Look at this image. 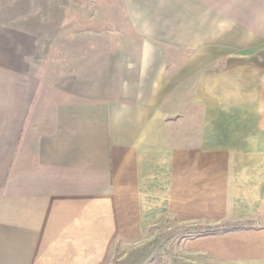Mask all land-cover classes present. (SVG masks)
Here are the masks:
<instances>
[{
  "label": "crops",
  "instance_id": "obj_1",
  "mask_svg": "<svg viewBox=\"0 0 264 264\" xmlns=\"http://www.w3.org/2000/svg\"><path fill=\"white\" fill-rule=\"evenodd\" d=\"M143 4L159 27L59 49L0 1V264H106L168 216L242 224L184 248L264 264V0Z\"/></svg>",
  "mask_w": 264,
  "mask_h": 264
},
{
  "label": "rangeland",
  "instance_id": "obj_2",
  "mask_svg": "<svg viewBox=\"0 0 264 264\" xmlns=\"http://www.w3.org/2000/svg\"><path fill=\"white\" fill-rule=\"evenodd\" d=\"M1 1V0H0ZM4 1V0H3ZM12 10L33 15L44 34L56 33L57 48H64L65 34H87V47L96 43L101 48H110L112 41L92 40L93 35H126L136 31L137 25L149 27L145 23L161 24L163 10L148 9L143 2L162 0H5ZM168 2L169 0H165ZM166 5H169L166 4ZM171 12L168 18L172 23ZM146 19V20H145ZM175 27V24H173ZM128 43L121 41V44ZM253 223V222H252ZM256 223V222H254ZM253 223V224H254ZM205 225L181 224L174 217H164L149 227L138 238H118L106 264H217L208 255L187 252L184 240L197 233L220 232L242 224ZM252 225V224H250Z\"/></svg>",
  "mask_w": 264,
  "mask_h": 264
},
{
  "label": "trees",
  "instance_id": "obj_3",
  "mask_svg": "<svg viewBox=\"0 0 264 264\" xmlns=\"http://www.w3.org/2000/svg\"><path fill=\"white\" fill-rule=\"evenodd\" d=\"M235 224H233L232 226H234Z\"/></svg>",
  "mask_w": 264,
  "mask_h": 264
}]
</instances>
